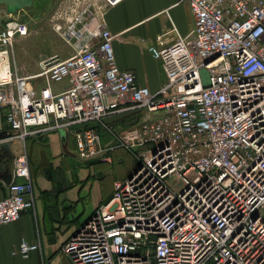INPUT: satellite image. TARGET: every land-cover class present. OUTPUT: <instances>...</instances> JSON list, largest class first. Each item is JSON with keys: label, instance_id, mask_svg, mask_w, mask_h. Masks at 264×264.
Masks as SVG:
<instances>
[{"label": "built area", "instance_id": "2783aa9c", "mask_svg": "<svg viewBox=\"0 0 264 264\" xmlns=\"http://www.w3.org/2000/svg\"><path fill=\"white\" fill-rule=\"evenodd\" d=\"M122 1L74 0L56 13L51 28L72 54L44 56L32 73L12 58L29 25L10 13L0 24V143L19 146L0 225L34 206L27 138L64 130L92 160L115 146L78 125L137 114L119 137L137 165L63 243L70 264H264V0H180L194 28L167 42L173 26L150 47L166 75L157 93L116 63L105 13Z\"/></svg>", "mask_w": 264, "mask_h": 264}, {"label": "crops", "instance_id": "0c3cea01", "mask_svg": "<svg viewBox=\"0 0 264 264\" xmlns=\"http://www.w3.org/2000/svg\"><path fill=\"white\" fill-rule=\"evenodd\" d=\"M131 1L137 8L133 14L125 11L129 0H123L118 5L108 8L105 13L111 32L119 35L113 39L116 63L122 70L133 71L139 85L157 93L165 84L166 75L161 61L152 55L150 47L158 45V36L170 31L173 26L177 31L166 34L167 42L178 35L187 36L194 28V16L189 4L180 0ZM63 86L65 83L54 87L60 89ZM117 115L122 114L109 117ZM61 134L38 135L25 140L34 184V206L23 211L16 221L0 225V264H70L61 247L95 211L82 222L73 215L78 203L83 201L81 195L83 184L77 173L67 172L61 166V160L71 155L67 150L69 142L75 151L73 136L64 130ZM51 141L62 143V149L56 154L49 150L48 145ZM11 146L14 150L19 148L17 143ZM100 158L113 162L109 153ZM4 161L5 158L0 155L3 166L0 170V198L8 192L3 179L12 174L13 168L6 167ZM133 170L134 168L126 175L120 176L114 184L129 176ZM114 184L102 200L95 204V209L112 195ZM22 240L37 242L39 246L27 257H23L16 251Z\"/></svg>", "mask_w": 264, "mask_h": 264}, {"label": "rangeland", "instance_id": "374dc122", "mask_svg": "<svg viewBox=\"0 0 264 264\" xmlns=\"http://www.w3.org/2000/svg\"><path fill=\"white\" fill-rule=\"evenodd\" d=\"M73 1L34 0L30 7L21 9L13 14L15 19L27 23L30 30L28 36L18 39L12 47V58L24 70L31 73L37 71V62L44 56L56 54L60 60L72 54V46L66 43L51 28V20L56 13L65 10ZM136 9L133 1L129 0L125 11L133 14ZM7 19L6 7L0 4V24L4 23ZM64 83L63 81L54 86H61ZM161 114V112L156 113L157 116ZM137 121L138 116L136 115L122 114L115 117L108 116L101 121H95L90 124V126L95 127L99 131L103 145L106 148L115 146L113 150H106L105 152V154L109 153L112 156L113 162L111 163L101 160L100 157L98 160L93 159V161L88 162L79 159L76 151L72 148V144L68 143L67 150L71 152V155H67L61 160V166L67 172L77 173L83 184V188L81 189L83 201H80L75 211H73V215L79 218V222L84 221L93 213L95 204H98L109 192L116 179L126 175L137 165L135 153L119 145L121 133ZM85 124L78 125V127H84L86 126ZM61 131L47 132L42 136L52 133L61 134ZM48 147L52 154H56L59 152V149H62V143L60 141H51ZM88 176L90 178H87Z\"/></svg>", "mask_w": 264, "mask_h": 264}, {"label": "water", "instance_id": "95a60500", "mask_svg": "<svg viewBox=\"0 0 264 264\" xmlns=\"http://www.w3.org/2000/svg\"><path fill=\"white\" fill-rule=\"evenodd\" d=\"M34 0H0V4H3L6 7L7 13L14 14L18 12L21 9L30 7ZM219 53H216L215 55L211 56L210 58L206 59V63L209 62L210 60L214 59L217 57ZM201 77H202V82L205 86L211 84V79H210V73L206 68L201 69ZM5 136L4 132H0V138ZM0 155L2 158H8L11 155V142L10 141H5L0 143ZM3 169L2 162H0V170ZM130 176V175H129ZM11 181V174L7 175L5 179H3V182L6 183L7 185Z\"/></svg>", "mask_w": 264, "mask_h": 264}, {"label": "flooded vegetation", "instance_id": "af4514ba", "mask_svg": "<svg viewBox=\"0 0 264 264\" xmlns=\"http://www.w3.org/2000/svg\"><path fill=\"white\" fill-rule=\"evenodd\" d=\"M4 164L6 167L11 168L13 166V157L10 156L8 158H5Z\"/></svg>", "mask_w": 264, "mask_h": 264}, {"label": "trees", "instance_id": "16d2710c", "mask_svg": "<svg viewBox=\"0 0 264 264\" xmlns=\"http://www.w3.org/2000/svg\"><path fill=\"white\" fill-rule=\"evenodd\" d=\"M131 115H136V116H138L137 114H131ZM92 123H93V122H87V123L85 124L86 126H84V127L82 126V127H83V128H88V127L95 128V127H93V126H90V124H92ZM87 124H88V125H87ZM82 127H78V128H82ZM137 162H138V161H137ZM137 162H136V164H137ZM107 200H108V199H107ZM107 200H106V201H107ZM106 201H105V202H106Z\"/></svg>", "mask_w": 264, "mask_h": 264}]
</instances>
